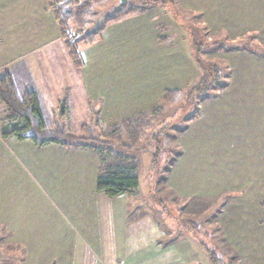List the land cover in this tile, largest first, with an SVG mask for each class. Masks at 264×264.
<instances>
[{"label":"rangeland","instance_id":"obj_1","mask_svg":"<svg viewBox=\"0 0 264 264\" xmlns=\"http://www.w3.org/2000/svg\"><path fill=\"white\" fill-rule=\"evenodd\" d=\"M123 16L129 34L142 31L146 45L141 50L147 60L140 59L136 46L125 62L120 56L95 61L88 46H97L96 39L81 48L87 67L110 69L129 63V70L142 71L140 78L132 74V84L137 82L138 91L145 87L143 97L140 92L131 102L130 114L136 106H156L114 127L91 125L94 108L83 115L75 108L65 133L82 135L88 139L85 143L96 146L104 173L139 167L141 193L148 195L154 187L146 201L164 239H192L202 253L197 254L201 264L210 263L197 241L206 243L220 264H264V0H101L93 3L82 32H99ZM69 26V32L81 36L74 22ZM172 26L170 58L156 45L155 35L160 31L165 37ZM195 43L204 45V61L224 70L213 90L197 94L192 93L201 75L192 63ZM172 80L179 92L160 101L162 84L164 89ZM1 105L0 131L6 118ZM78 160L84 163L75 170L74 156L0 135V216L33 219L31 240L41 248L30 258L38 264L49 261L59 232L79 230L76 218L82 217L91 228L96 169L90 171L86 157ZM173 164L174 190L166 182ZM252 218L263 222L256 224ZM185 220L199 228L184 225Z\"/></svg>","mask_w":264,"mask_h":264},{"label":"crops","instance_id":"obj_2","mask_svg":"<svg viewBox=\"0 0 264 264\" xmlns=\"http://www.w3.org/2000/svg\"><path fill=\"white\" fill-rule=\"evenodd\" d=\"M51 3V0H0V77L9 73L21 98L28 92L37 95L47 129L55 130L57 127L65 129L68 124L71 125L73 123L71 112L75 108L82 115L94 108L95 114H90L91 117H95L91 125L98 126L99 123L104 127L118 126L154 109L156 103L140 108L136 106L135 109L132 107L134 110L130 114L131 102H136L140 92L143 97L142 88H145L142 86L139 88L140 91L137 90V82L133 81L132 84V74L136 75L135 79L138 76L140 78L142 71L129 70V63H122L117 68L110 69L88 68L89 61L81 50L83 44H93L97 39L95 42L97 46H88L91 50L90 57L95 61L105 63L110 61L111 57L120 56L124 58L120 62H125L131 52L136 53V46L140 52V59L146 61V52L144 49L141 50L146 45V41L141 37L142 31L138 34H129L125 16L107 22L91 42L79 45L83 67L78 68L68 52ZM150 24L153 26L155 23ZM170 28L172 32L166 31L165 37L161 36L160 31L156 32L155 37L156 45H162L165 55L169 54L172 58L174 26ZM50 32L53 33L52 36L43 37ZM163 38V41L157 43ZM195 59L193 53L194 70L200 72ZM172 82L173 80L165 83L164 89L162 84L160 101L166 93L174 92ZM75 104L79 106L73 107ZM80 104H83V107ZM117 114L121 117L116 121ZM83 124L86 125L87 122L84 121ZM0 135L2 136L1 131ZM8 139L18 142L31 141H19L14 137ZM35 145L50 148L55 152L60 151L69 157L74 156L72 168L75 170H79L81 164L83 165L84 162L80 160L77 163V158L82 157H86L87 163L91 164L90 171L96 169V185L92 188L95 189V195H91L93 214L88 215L91 228L82 217L76 218L73 222L79 230L76 229V232H70L69 235L60 232L57 234V240L53 243L54 249L50 250L52 256L47 264H201L203 260L197 255L201 252L199 250V253L197 252L192 239L183 236L178 239L176 236L175 238L172 236L170 240L164 239V231L156 216L149 212L146 201L148 197L152 198L154 187L149 188L148 195L142 194L139 188L135 195L110 199L97 192L99 176L109 172L104 173L96 146ZM138 169L133 170L140 179ZM173 170L174 164L166 182L174 190ZM251 221L256 224L263 222L259 218H252ZM34 237L32 218L0 216V264H11L14 260L16 264H38L37 260L30 258L41 248L34 247L31 240ZM197 242L201 251L207 255L200 242ZM207 257L211 264L208 255Z\"/></svg>","mask_w":264,"mask_h":264},{"label":"trees","instance_id":"obj_3","mask_svg":"<svg viewBox=\"0 0 264 264\" xmlns=\"http://www.w3.org/2000/svg\"><path fill=\"white\" fill-rule=\"evenodd\" d=\"M101 0H51L54 8V13L57 16L62 37L65 39L68 52L78 68L83 67V61L79 52V45L82 43L91 42L98 32L83 33V27L88 23V16L93 7V3ZM71 21L76 24V28L81 36L74 40L68 37L69 24ZM203 44L195 43V62L201 75L192 87V93H204L213 90L224 77V70L220 66L204 61L201 57ZM168 92L164 98H169L172 94L178 93ZM0 103L5 106L6 118L2 123L5 126L1 133L4 139L14 137L19 141L31 140L38 145L57 144L62 146H84L86 138L77 137L66 134L62 127H57L55 130H48L42 115L38 97L35 93L28 92L24 97L18 95L15 83L9 73L0 77ZM93 142H101L107 145L106 141L92 139ZM159 143V140L157 139ZM90 145V144H89ZM158 157V152L155 154L153 162ZM140 188V179L135 174L134 170L120 169L107 174L100 175L97 181V192L104 194L110 199H115L124 195H135ZM184 225L192 226L193 229H198L193 221H184ZM199 232V231H198ZM201 246L205 249L212 264H220V259L217 254L212 251L206 243L201 241Z\"/></svg>","mask_w":264,"mask_h":264},{"label":"built area","instance_id":"obj_4","mask_svg":"<svg viewBox=\"0 0 264 264\" xmlns=\"http://www.w3.org/2000/svg\"><path fill=\"white\" fill-rule=\"evenodd\" d=\"M68 36H69V38L74 39L75 37H77V34L68 32Z\"/></svg>","mask_w":264,"mask_h":264},{"label":"water","instance_id":"obj_5","mask_svg":"<svg viewBox=\"0 0 264 264\" xmlns=\"http://www.w3.org/2000/svg\"><path fill=\"white\" fill-rule=\"evenodd\" d=\"M127 0H121V2H126Z\"/></svg>","mask_w":264,"mask_h":264}]
</instances>
